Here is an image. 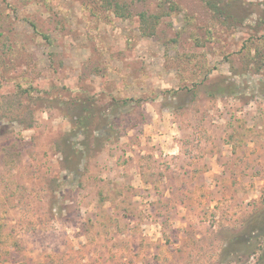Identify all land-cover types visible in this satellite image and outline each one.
<instances>
[{
	"label": "rangeland",
	"instance_id": "obj_1",
	"mask_svg": "<svg viewBox=\"0 0 264 264\" xmlns=\"http://www.w3.org/2000/svg\"><path fill=\"white\" fill-rule=\"evenodd\" d=\"M99 1L0 0V264H262L264 0Z\"/></svg>",
	"mask_w": 264,
	"mask_h": 264
},
{
	"label": "trees",
	"instance_id": "obj_2",
	"mask_svg": "<svg viewBox=\"0 0 264 264\" xmlns=\"http://www.w3.org/2000/svg\"><path fill=\"white\" fill-rule=\"evenodd\" d=\"M206 2V4H211L216 12H219V17H221L224 21V23H235L238 24L241 22V19H238L233 13L230 11L228 12L227 9L219 8V5L217 3H214L213 0H203ZM98 5L104 9V10H110L114 12V14L120 18L123 19H128L133 16L132 12L130 10H127L126 8L128 7V3L125 2H120L118 0H100ZM168 13V12H166ZM140 17V24H141V34L149 36L153 35L156 30V26L160 21L161 16L158 14L154 13H148L146 11L140 12L139 13ZM16 42H10L8 41V44H4V50L5 52L10 55L14 56L16 55V52L18 51V46H16ZM17 60L21 59V56L17 55ZM6 59L3 61H0V78L2 77V70L6 69V73H11L10 71L13 69V65L11 63H6ZM16 68V67H15ZM8 77H6L7 79ZM9 79V78H8ZM178 93V91H176ZM129 100H125V102H128ZM264 264V262L262 263Z\"/></svg>",
	"mask_w": 264,
	"mask_h": 264
}]
</instances>
